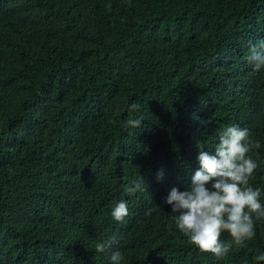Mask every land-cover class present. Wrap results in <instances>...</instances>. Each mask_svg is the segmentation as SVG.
<instances>
[{
    "label": "trees",
    "instance_id": "trees-1",
    "mask_svg": "<svg viewBox=\"0 0 264 264\" xmlns=\"http://www.w3.org/2000/svg\"><path fill=\"white\" fill-rule=\"evenodd\" d=\"M253 45L264 0H0V264H110L95 245L113 237L123 264H264V219L216 257L163 203L235 124L260 142L250 184L264 204ZM138 176L146 191L128 195ZM121 200L123 223L111 216Z\"/></svg>",
    "mask_w": 264,
    "mask_h": 264
},
{
    "label": "clouds",
    "instance_id": "clouds-1",
    "mask_svg": "<svg viewBox=\"0 0 264 264\" xmlns=\"http://www.w3.org/2000/svg\"><path fill=\"white\" fill-rule=\"evenodd\" d=\"M249 60L256 71L264 69V46L253 45ZM139 109L140 105L135 102L127 108L129 113ZM141 119L124 121L125 129L141 127ZM217 141L214 154L199 152V168L192 175L188 188L180 191L173 187L163 203L171 207L176 228L192 245L202 253L223 257L232 244L244 246L252 240L255 220L264 219L261 189L250 184L258 167L251 154L261 145L251 137L249 129L235 124L218 130ZM161 177L162 172L157 173V179ZM132 185L125 187L128 195L146 191L142 177L138 176ZM152 211L150 208L145 214L150 215ZM128 215L127 201L121 200L112 208L111 216L116 222L123 223ZM223 233L228 234L231 243L221 240ZM116 243L115 237L98 242L95 251L105 253L110 264H123V253L119 249L113 250ZM255 260L264 262V253L257 255Z\"/></svg>",
    "mask_w": 264,
    "mask_h": 264
}]
</instances>
